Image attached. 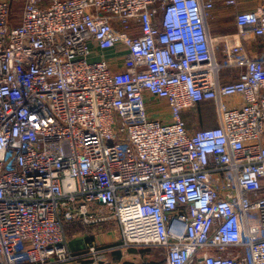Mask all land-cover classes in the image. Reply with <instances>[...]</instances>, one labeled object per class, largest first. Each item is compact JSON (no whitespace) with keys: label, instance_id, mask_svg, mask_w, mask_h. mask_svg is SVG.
Segmentation results:
<instances>
[{"label":"built area","instance_id":"2783aa9c","mask_svg":"<svg viewBox=\"0 0 264 264\" xmlns=\"http://www.w3.org/2000/svg\"><path fill=\"white\" fill-rule=\"evenodd\" d=\"M224 4L212 35L211 0H0V264L72 262L79 216L162 264H264V0Z\"/></svg>","mask_w":264,"mask_h":264},{"label":"crops","instance_id":"0c3cea01","mask_svg":"<svg viewBox=\"0 0 264 264\" xmlns=\"http://www.w3.org/2000/svg\"><path fill=\"white\" fill-rule=\"evenodd\" d=\"M211 1L215 4L212 11L214 19L211 24L209 23L212 35L235 32L236 25L233 15L235 8L226 6L224 4L225 0ZM256 4L257 0H239L237 8L239 10L253 9ZM229 17L232 19L230 24L225 23L223 25V18L228 20ZM212 24H214L213 28ZM100 53L110 61H117L119 67H121L123 58L127 54V48L123 44H118L116 48ZM163 103L165 105V102ZM190 130H195V128ZM96 209L99 210V207ZM66 235L68 247L76 258L65 264H144L148 261V253L141 252L140 249L142 248L125 246L119 224L116 221L85 223L83 217L79 216L74 221L69 222ZM90 245L97 247L98 256L90 253Z\"/></svg>","mask_w":264,"mask_h":264},{"label":"rangeland","instance_id":"374dc122","mask_svg":"<svg viewBox=\"0 0 264 264\" xmlns=\"http://www.w3.org/2000/svg\"><path fill=\"white\" fill-rule=\"evenodd\" d=\"M17 12H19V8L17 9ZM19 15H21V12ZM212 21L213 20L210 21V24ZM226 21H228V22H226ZM231 21H232V19H231V17H229L228 20H226V18H223L222 22H223V25H225V23L230 24ZM211 26L213 28L214 24H212ZM224 33H226V32H224ZM227 72H229V70H227ZM166 117H168V115ZM185 118L188 122V126H190V129L191 128L198 129V128L210 127V126L216 125V123H217L216 117H215V111H214V108H213V105L211 102H207L205 104L198 106L197 110H191V111L187 112L185 115ZM165 119H167V118H165ZM137 247H139V246H137ZM139 248H142V249H140V251L145 252V253H148V251L151 250V249H147L146 247H139ZM150 259L151 260H157V257L151 256L149 254L148 260L150 261Z\"/></svg>","mask_w":264,"mask_h":264},{"label":"trees","instance_id":"16d2710c","mask_svg":"<svg viewBox=\"0 0 264 264\" xmlns=\"http://www.w3.org/2000/svg\"><path fill=\"white\" fill-rule=\"evenodd\" d=\"M147 249H151L148 251V255L156 256L157 260H151L146 261L144 264H162L165 260V250L161 247L156 246H150L147 247Z\"/></svg>","mask_w":264,"mask_h":264}]
</instances>
